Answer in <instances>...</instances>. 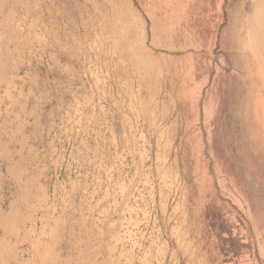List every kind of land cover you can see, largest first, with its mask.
Wrapping results in <instances>:
<instances>
[{"label": "rangeland", "instance_id": "1", "mask_svg": "<svg viewBox=\"0 0 264 264\" xmlns=\"http://www.w3.org/2000/svg\"><path fill=\"white\" fill-rule=\"evenodd\" d=\"M249 2L0 0V264H264Z\"/></svg>", "mask_w": 264, "mask_h": 264}, {"label": "bare ground", "instance_id": "2", "mask_svg": "<svg viewBox=\"0 0 264 264\" xmlns=\"http://www.w3.org/2000/svg\"><path fill=\"white\" fill-rule=\"evenodd\" d=\"M249 7L254 13H258L257 21L251 23V17L241 18V29L244 39L250 43L251 53L255 63L252 71L256 72L259 78L260 86L264 87V0H250ZM244 9V8H243ZM253 13V14H254ZM243 16V15H242ZM247 28V29H246ZM241 34V33H240ZM237 36V35H236ZM234 41V40H233ZM242 42V41H241ZM234 43V42H233ZM239 49V48H238ZM249 50V49H248ZM245 51V50H244ZM245 64V62H244ZM255 73V74H256ZM253 76V75H252ZM258 78V77H257ZM253 79V78H252ZM255 81V80H254ZM249 87V86H248ZM252 87V86H251ZM250 90V89H249ZM254 90V89H253ZM247 93V92H246ZM256 95V94H255ZM244 96V95H243ZM254 99V98H253ZM249 100V98H248ZM254 110V109H253ZM251 112V111H250ZM254 112V111H253ZM254 114V113H253ZM252 114V115H253ZM249 116V115H248ZM264 109L260 106L255 110L257 122H263ZM251 118V116H250ZM254 119V118H253ZM255 119V120H256ZM248 121V120H247ZM250 122V121H249ZM253 122V121H252ZM251 125V124H250ZM244 128V127H243ZM247 128V127H246ZM255 128V127H254ZM250 130V129H249ZM255 135V134H254ZM243 136V135H242ZM241 137V136H240ZM252 137V135H251ZM247 137V138H251ZM264 137V136H263ZM242 139V138H241ZM260 141V140H259ZM247 143V142H246ZM245 143V145H246ZM264 145V144H263ZM244 146V145H243ZM245 150V148L243 149ZM249 152V151H248ZM250 153V152H249ZM246 156V155H244ZM256 157V156H255ZM262 157V156H261ZM259 160V159H258ZM252 163V162H251ZM259 166V164H258ZM260 169V168H259ZM262 169V168H261ZM264 177V176H263Z\"/></svg>", "mask_w": 264, "mask_h": 264}]
</instances>
